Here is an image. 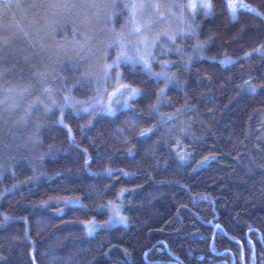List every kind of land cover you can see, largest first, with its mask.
<instances>
[{"label":"trees","instance_id":"obj_1","mask_svg":"<svg viewBox=\"0 0 264 264\" xmlns=\"http://www.w3.org/2000/svg\"><path fill=\"white\" fill-rule=\"evenodd\" d=\"M86 1L0 0V264H264V0H157L186 24L116 68L132 2Z\"/></svg>","mask_w":264,"mask_h":264},{"label":"rangeland","instance_id":"obj_2","mask_svg":"<svg viewBox=\"0 0 264 264\" xmlns=\"http://www.w3.org/2000/svg\"><path fill=\"white\" fill-rule=\"evenodd\" d=\"M86 2H88L87 8H89L90 3L88 0ZM131 2L138 3V2H141V0H131ZM142 2L147 3V4H157L158 3L160 7L159 9H156L153 7H147V8H144L143 10L138 9L136 13L135 23L133 21V17L131 14L130 18H128L127 20V25H126L125 30H123L122 32L121 31L115 32L114 34L110 36V38L107 41H108V47L112 48L113 51L116 50L117 53L121 49L118 45H113V42L114 41L123 42L124 51L127 52L128 59L122 60L120 63L126 62V63H132V64H144L143 61L140 60V57L144 56V57H147L149 61L148 66L152 67V64L155 63V59H153V56H154L153 54H154L156 45L162 47L161 38L169 37L167 29L171 31V29H174L176 27L182 26L183 24H186L187 20L183 16L179 17L178 15H176V12H174L172 7L166 6L164 4L162 7L161 4L157 2V0H142ZM197 2H199V0H197ZM233 2L237 4L238 1L233 0ZM180 10H182V8ZM161 12L164 14L163 16L159 15V13ZM129 13H131V11ZM136 24H139L142 27V31L139 33H137L134 30ZM157 37L159 38L157 39ZM107 63H108L107 61L104 63V68H105V65H107ZM116 67L117 65H115L114 68ZM108 70L109 68L106 70V72H104L106 73V75L102 78V80L99 79L101 81L98 83L101 92L102 93L107 92V95L113 92V86H114V83H113L114 76L112 77L111 72ZM115 78H116V75H115ZM109 88H111L112 91H110ZM127 97H129L128 93L125 92L123 96L113 95L111 96V99L112 101L116 102L117 100L119 101H122L123 99L126 100ZM122 104H124L123 106L127 105L126 102L124 101ZM112 220L113 222L123 221L121 219V213L117 209H114V218Z\"/></svg>","mask_w":264,"mask_h":264},{"label":"snow or ice","instance_id":"obj_3","mask_svg":"<svg viewBox=\"0 0 264 264\" xmlns=\"http://www.w3.org/2000/svg\"><path fill=\"white\" fill-rule=\"evenodd\" d=\"M8 6L9 5H7V4L4 5V7H8ZM67 6L68 5H65V7H67ZM112 6L115 7V4H113ZM175 6L180 7V8L184 7L183 4L175 5ZM125 7H128L130 9L132 17H133V21L135 23L136 13H137L138 9L143 10L144 8H147V7H153V8L159 9L160 5L158 3L157 4H147V3L142 2V0H141V2H138V3L134 2V3L130 4V5L126 4ZM170 7H172V6H170ZM213 7H214V5L212 3V0H199V2H197V0H189V2L187 4V8L192 11L193 15H195V12H196L197 9H203L204 10V14L206 16L210 15L211 12H212ZM228 8L231 10L233 15H235L237 5L233 2V0H228ZM159 15L163 16L164 14L161 12V13H159ZM134 30L137 33L141 32L142 31L141 25L136 24ZM158 38L159 37H157V39ZM170 38L174 40L175 36H170ZM113 45H118L120 47V49H121L117 53L116 59L113 61L114 64L119 66V63L122 60H127L128 59V55H127V52L124 51V45H123L122 41H114ZM140 60L143 61L145 67H148L149 61H148L147 57L141 56ZM110 67H112V65H105V69H108ZM138 91L139 90L137 88L132 87L130 84L121 83L120 82V77H119V74H118L117 78H116V81L114 83V86H113V92L110 93L109 95H110V97L113 96V95H121V96H123L124 93L127 92L129 97H134V96L137 95ZM147 131H150V129L143 130L141 135H143L144 132H147ZM89 230H91L90 227H89Z\"/></svg>","mask_w":264,"mask_h":264}]
</instances>
